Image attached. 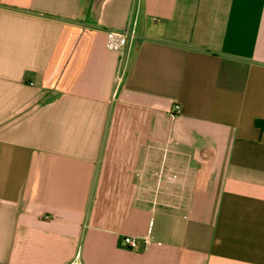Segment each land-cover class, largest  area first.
Instances as JSON below:
<instances>
[{
    "label": "crops",
    "instance_id": "1",
    "mask_svg": "<svg viewBox=\"0 0 264 264\" xmlns=\"http://www.w3.org/2000/svg\"><path fill=\"white\" fill-rule=\"evenodd\" d=\"M78 253L264 264V0H0V264Z\"/></svg>",
    "mask_w": 264,
    "mask_h": 264
},
{
    "label": "built area",
    "instance_id": "2",
    "mask_svg": "<svg viewBox=\"0 0 264 264\" xmlns=\"http://www.w3.org/2000/svg\"><path fill=\"white\" fill-rule=\"evenodd\" d=\"M136 38V30L135 26L131 25L124 30L115 31L111 30L107 32V48L112 51H117L125 54L127 57L130 53L131 46ZM174 111L179 112V106L176 105L174 107ZM151 237L149 235L138 238L126 236L122 239V244L124 247L129 248L131 250H138L143 247L146 249L151 244ZM72 264H82L80 260V253L77 254L76 259L72 262Z\"/></svg>",
    "mask_w": 264,
    "mask_h": 264
}]
</instances>
